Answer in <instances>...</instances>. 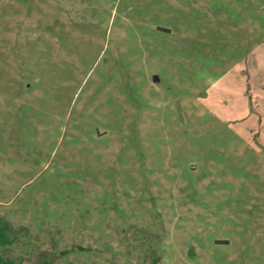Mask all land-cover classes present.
Returning <instances> with one entry per match:
<instances>
[{
	"label": "rangeland",
	"instance_id": "rangeland-1",
	"mask_svg": "<svg viewBox=\"0 0 264 264\" xmlns=\"http://www.w3.org/2000/svg\"><path fill=\"white\" fill-rule=\"evenodd\" d=\"M0 219L14 264H264V0H0Z\"/></svg>",
	"mask_w": 264,
	"mask_h": 264
},
{
	"label": "trees",
	"instance_id": "trees-1",
	"mask_svg": "<svg viewBox=\"0 0 264 264\" xmlns=\"http://www.w3.org/2000/svg\"><path fill=\"white\" fill-rule=\"evenodd\" d=\"M10 225L6 221L0 219V246H5L10 244L9 233ZM0 264H14L13 261L5 259L0 255Z\"/></svg>",
	"mask_w": 264,
	"mask_h": 264
}]
</instances>
